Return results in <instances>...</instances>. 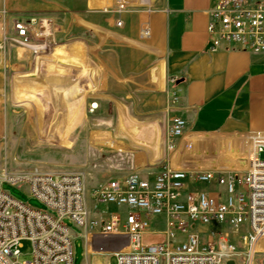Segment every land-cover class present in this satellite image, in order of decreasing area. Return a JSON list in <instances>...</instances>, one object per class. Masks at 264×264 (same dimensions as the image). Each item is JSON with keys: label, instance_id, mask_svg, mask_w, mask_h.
Returning <instances> with one entry per match:
<instances>
[{"label": "built area", "instance_id": "1", "mask_svg": "<svg viewBox=\"0 0 264 264\" xmlns=\"http://www.w3.org/2000/svg\"><path fill=\"white\" fill-rule=\"evenodd\" d=\"M155 2L107 0L101 9L118 15L155 9ZM208 14L207 40L212 50L264 54V0H215ZM11 21L12 32H3V43L34 53L47 48V41L38 40L51 35L50 20L15 17ZM121 23L116 20L118 26ZM141 33L147 37L149 29L142 28ZM97 108L98 102L90 103L91 112ZM185 127L180 117L168 127L170 154L176 153ZM226 137L241 142L244 166L214 164L230 155L219 156L214 150L205 169L175 167L171 157L157 170L151 165L136 169L131 154L119 153L115 169L127 172L94 189L92 204L83 171L1 173L0 264H74L72 226L92 250L115 256L114 263L106 264H255L264 236V131ZM4 184L22 188L44 208L15 198ZM201 184L207 188H200ZM154 218H162L164 228H153ZM210 226L214 233L203 242L201 237ZM150 235L161 238L152 241ZM25 240L31 243V258L21 260Z\"/></svg>", "mask_w": 264, "mask_h": 264}, {"label": "crops", "instance_id": "2", "mask_svg": "<svg viewBox=\"0 0 264 264\" xmlns=\"http://www.w3.org/2000/svg\"><path fill=\"white\" fill-rule=\"evenodd\" d=\"M106 2L39 0L28 6L37 18H59L67 30L79 26L83 31L82 41L97 73L88 97L99 101L100 114L129 121L119 128L130 135L134 150L120 154H131L140 169L167 157L175 163V154L189 146L209 145L219 156L230 154L214 164L244 166L241 142L226 135L264 131V54L210 48L208 10L215 0H156L155 9L118 15L102 11ZM117 19L122 22L119 26ZM145 27L147 37L141 33ZM123 102H129V114ZM176 117L183 118L186 127L183 145L173 155L167 150L166 136ZM179 164L185 166L183 161ZM157 224L164 220L154 218L152 225ZM73 227L74 239L83 240L80 264L110 262L107 254L100 258L103 253L87 246L81 231L76 233Z\"/></svg>", "mask_w": 264, "mask_h": 264}, {"label": "rangeland", "instance_id": "3", "mask_svg": "<svg viewBox=\"0 0 264 264\" xmlns=\"http://www.w3.org/2000/svg\"><path fill=\"white\" fill-rule=\"evenodd\" d=\"M34 2L39 0H0V174H24L32 170L83 171L87 199L92 204L90 193L94 189L108 178L127 172L115 168L120 152L134 150L130 135L119 128L129 121L122 122L119 116L112 114H100L99 101L97 110H89L92 100L88 94L97 73L89 60L87 44L82 41L83 31L79 26L67 30L62 20L52 18L51 35L38 40L39 43L47 41V48L38 53L17 44L3 43V32H12V18L37 17L28 6ZM56 14L60 16V12ZM128 103L123 102L127 114L130 110ZM178 141L177 151L182 147L184 137ZM200 147L189 146L180 155L176 151L172 165L209 168L214 147ZM180 161L185 162L184 167ZM163 162L155 165V170ZM199 187L207 188V184ZM3 188L33 207L44 208L38 199L30 197L22 188L10 184H4ZM95 213L97 211L90 217ZM153 227L164 228V224ZM73 230L78 233L77 228L73 227ZM213 233L214 226H210L202 235V241L210 240ZM160 238L154 235L151 240L159 241ZM263 242L258 245L255 264H264ZM74 245V264H80L82 238L76 237ZM31 249V243L23 241L20 259H30ZM107 255L114 263L115 256Z\"/></svg>", "mask_w": 264, "mask_h": 264}, {"label": "bare ground", "instance_id": "4", "mask_svg": "<svg viewBox=\"0 0 264 264\" xmlns=\"http://www.w3.org/2000/svg\"><path fill=\"white\" fill-rule=\"evenodd\" d=\"M53 54V53H52ZM52 60V59H51ZM54 62H55V60H54ZM79 90H80V88H79ZM76 93H77V91H76ZM78 94V93H77ZM70 97H73V95L72 96H70ZM127 120V119H126ZM50 136V135H49ZM175 158V157H174ZM174 161H175V159H174ZM264 241V240H263ZM261 242V241H260ZM264 243V242H263Z\"/></svg>", "mask_w": 264, "mask_h": 264}, {"label": "water", "instance_id": "5", "mask_svg": "<svg viewBox=\"0 0 264 264\" xmlns=\"http://www.w3.org/2000/svg\"><path fill=\"white\" fill-rule=\"evenodd\" d=\"M228 264H233V262L230 261V262H228Z\"/></svg>", "mask_w": 264, "mask_h": 264}]
</instances>
